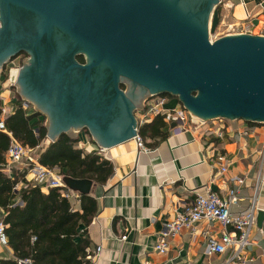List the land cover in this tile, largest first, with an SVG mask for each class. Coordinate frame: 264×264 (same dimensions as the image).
I'll list each match as a JSON object with an SVG mask.
<instances>
[{
    "label": "water",
    "instance_id": "water-1",
    "mask_svg": "<svg viewBox=\"0 0 264 264\" xmlns=\"http://www.w3.org/2000/svg\"><path fill=\"white\" fill-rule=\"evenodd\" d=\"M217 3L0 0V66L26 54L8 67L3 84L16 83L21 97L46 115L51 140L84 126L103 147L131 138L134 109L149 94L173 95L203 120L264 122V34L211 40ZM61 179L72 190L90 189L89 178ZM262 217L258 210V225Z\"/></svg>",
    "mask_w": 264,
    "mask_h": 264
},
{
    "label": "crops",
    "instance_id": "crops-1",
    "mask_svg": "<svg viewBox=\"0 0 264 264\" xmlns=\"http://www.w3.org/2000/svg\"><path fill=\"white\" fill-rule=\"evenodd\" d=\"M217 8L216 27L222 28L221 34L241 31L264 34V0H218ZM4 65L8 68L16 64L8 60ZM3 74L4 69L0 66V107L4 106L10 112L14 109L15 97L4 86ZM166 98L165 105L168 107L181 105L173 95L168 94ZM133 113L137 120L138 108ZM163 122L166 136L156 138L154 143H151L152 139L143 138L148 148L146 151L137 150L132 138L103 147L85 126L70 128L66 133L77 139V147L84 152H96L109 160L112 167L103 182L90 179L87 193L96 200V210L89 222L79 227V231L84 229L82 235L88 237V264L222 263L232 251L231 247L223 252L210 253L205 248L207 235L220 238L223 231L214 219H201L192 230L180 229L168 238L164 253L157 252L153 245L162 223L172 216L174 209L188 203L195 191L208 187L225 197L227 189L235 186L238 200L235 204H229V211L241 214L252 206L255 214L247 235L248 243L240 255L245 264H261L260 247L264 244V156L258 150L263 140L264 122L221 118L218 122L222 130L220 136L212 129L174 134L170 132V123ZM49 141L52 140L45 132V138L30 152L38 154ZM217 152L222 153L223 161L227 163L223 172L217 171ZM234 176L242 178V183L236 184ZM48 188L40 187L43 192ZM64 189L70 188L66 186ZM72 191L75 195L69 197L76 198L81 193ZM258 210L263 211L259 225L256 222ZM1 214L0 208V217ZM226 231L230 233L232 229L228 226ZM121 235L125 237L121 238ZM97 245L100 248L95 251ZM11 256V248L7 244H0V257Z\"/></svg>",
    "mask_w": 264,
    "mask_h": 264
},
{
    "label": "trees",
    "instance_id": "trees-1",
    "mask_svg": "<svg viewBox=\"0 0 264 264\" xmlns=\"http://www.w3.org/2000/svg\"><path fill=\"white\" fill-rule=\"evenodd\" d=\"M24 56L23 51L19 57ZM79 61L81 55H77ZM165 96L168 93H163ZM31 104L15 97L14 109L5 113L3 124L11 136L30 151L45 138L46 127L42 113ZM142 138L166 136L165 123L160 115L137 127ZM10 141L7 132L0 130V221L11 257H0V264H88V237L79 227L86 225L96 210V200L89 193L76 198L61 193L64 187L51 186L43 192L24 171L12 166L4 168V155ZM77 139L60 132L38 153L35 159L54 169L61 177H86L103 182L111 172V163L94 151L84 152L76 146ZM144 143V141H143Z\"/></svg>",
    "mask_w": 264,
    "mask_h": 264
},
{
    "label": "built area",
    "instance_id": "built-area-1",
    "mask_svg": "<svg viewBox=\"0 0 264 264\" xmlns=\"http://www.w3.org/2000/svg\"><path fill=\"white\" fill-rule=\"evenodd\" d=\"M167 98L164 94H149L142 100L143 105L138 107L137 124L149 119L150 116L159 114L163 121L170 123V132L179 133L184 131H203L204 129H212L213 132L220 136L222 130L219 128L221 117L215 119H200L191 114L182 105L168 107L165 105ZM7 112L4 106L0 107V130L7 132L10 141L4 155V168L9 172L12 166L25 170L24 177L33 180L40 187L48 188L51 186L66 187L61 176L52 168H49L39 162L31 155L30 149L15 139L5 130L3 124V115ZM264 134V131H263ZM135 142L137 150L146 151L147 146L143 143L141 136L135 128V133L131 137ZM261 156H264V135L261 146L258 150ZM219 162L217 171L226 170L227 163L223 161L222 153L217 152L215 155ZM236 184L242 183V178L234 176ZM61 193L65 196L75 195L70 189H62ZM237 186L228 188L226 196H220L216 191L210 188H204L202 191H195L188 203L182 205L180 209H174L172 216L162 223V227L156 237L153 245L154 249L159 253H164L167 249L168 238L176 234L182 228L192 230L197 221L201 219H214L221 228L222 234L220 238L212 235L205 237V248L210 252H223L227 247H231L232 251L220 264H245L244 258L241 257L240 251L248 243L247 235L250 226L254 223V208L251 206L249 210L241 214H233L229 211V204H235L238 200ZM230 227L232 232L226 231V227ZM124 238V235L120 236ZM0 244H6V237L3 231V223L0 221ZM99 245L95 247L98 251ZM261 264H264V244L260 247ZM18 264H24L19 261Z\"/></svg>",
    "mask_w": 264,
    "mask_h": 264
},
{
    "label": "rangeland",
    "instance_id": "rangeland-1",
    "mask_svg": "<svg viewBox=\"0 0 264 264\" xmlns=\"http://www.w3.org/2000/svg\"><path fill=\"white\" fill-rule=\"evenodd\" d=\"M221 32H223L222 28H220V27H219V28H218V27H215L214 31L209 33V38L212 40V39H214V38H216V37L222 35ZM21 56H22V55H21ZM25 56H26V54H25L24 56H22V58L25 57ZM20 59H21V58H20ZM20 59H19V58H17L16 60L13 59L12 62L16 64V65H13V66H19V65L21 64ZM4 64H5V63L2 64V69H4V74H3V77H4V78H3V81H4V79H5V78L7 77V75H8V68H7V65L5 66ZM9 65H10V64H9ZM4 86L7 87V88H9V89L11 90L12 95H13L14 97H19V98H22L24 101H26L23 97H21L20 92H19L18 90H16V88H17V86H18L16 83H14V84H9V85L6 84V85H4ZM26 102H29V101H26ZM29 103L31 104V107H30V108H33V109L37 110V109L33 106V104H32L31 102H29ZM38 111H39V110H38ZM40 112H41V111H40ZM41 113H42V112H41ZM41 120L43 121V123H45L46 115H45L44 113H42ZM31 155L33 156L32 153H31Z\"/></svg>",
    "mask_w": 264,
    "mask_h": 264
},
{
    "label": "flooded vegetation",
    "instance_id": "flooded-vegetation-1",
    "mask_svg": "<svg viewBox=\"0 0 264 264\" xmlns=\"http://www.w3.org/2000/svg\"><path fill=\"white\" fill-rule=\"evenodd\" d=\"M77 55H81V56H82V54H77ZM77 55H75V58H76V59H77ZM17 58H19V59L21 58L20 61L22 62V56L19 57V52H18L16 55H14L13 57H11L9 60L11 61V60H13V59H17ZM77 61H79V60L77 59ZM79 62H83V56H82V60L79 61ZM124 86H125L124 83L121 82V83H120V87H121V88H124Z\"/></svg>",
    "mask_w": 264,
    "mask_h": 264
}]
</instances>
